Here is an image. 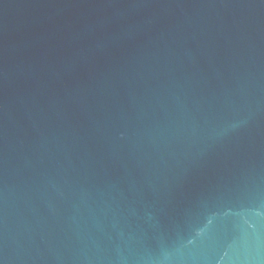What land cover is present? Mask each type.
Returning <instances> with one entry per match:
<instances>
[{"label":"water","instance_id":"95a60500","mask_svg":"<svg viewBox=\"0 0 264 264\" xmlns=\"http://www.w3.org/2000/svg\"><path fill=\"white\" fill-rule=\"evenodd\" d=\"M0 264H264V0H0Z\"/></svg>","mask_w":264,"mask_h":264}]
</instances>
